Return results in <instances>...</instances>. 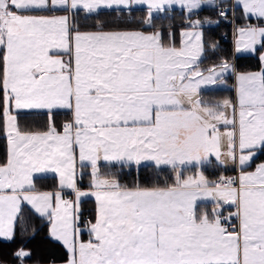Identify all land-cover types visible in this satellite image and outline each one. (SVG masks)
Returning <instances> with one entry per match:
<instances>
[{"label": "snow or ice", "instance_id": "6c2138e0", "mask_svg": "<svg viewBox=\"0 0 264 264\" xmlns=\"http://www.w3.org/2000/svg\"><path fill=\"white\" fill-rule=\"evenodd\" d=\"M179 4L189 14L216 0H0V107L7 140L0 163V240L16 235L22 204L45 218L49 237L67 252L65 264H264V67L238 74L235 101H204L233 66L223 60L205 71L203 23L191 21L181 46L166 45L161 31H81L74 17L103 9L144 5L153 13ZM245 17L264 24V0H235ZM64 12L63 15H53ZM219 15L227 17V11ZM236 52L264 45V26L237 30ZM215 48V45H212ZM264 64V55L260 56ZM45 110L47 131H21V110ZM71 120L58 131L55 110ZM231 161L238 177L209 181L188 165L210 157ZM135 170L122 184L117 172ZM172 169L174 177L146 186L144 167ZM254 166V170L248 168ZM52 172L59 190L36 192L33 173ZM88 180L82 190L78 180ZM70 189L75 200L65 199ZM94 197V220L83 222L81 200ZM214 201L198 212L197 202ZM230 205L228 215L221 211ZM25 231L27 229H24ZM32 253H12L28 264ZM0 264H4L0 258Z\"/></svg>", "mask_w": 264, "mask_h": 264}, {"label": "trees", "instance_id": "16d2710c", "mask_svg": "<svg viewBox=\"0 0 264 264\" xmlns=\"http://www.w3.org/2000/svg\"><path fill=\"white\" fill-rule=\"evenodd\" d=\"M227 0H221L218 4H225ZM218 5V6H219ZM217 7L201 9L191 14H185L176 10L165 11L161 14L156 22V28L162 32L163 41L171 39L175 46L179 43V33L189 27V19L191 21L200 20L203 23L200 29L203 33L205 43L204 57L201 61V68H208L218 65L221 61L227 60L230 64L233 63L237 71H249L258 66V59L255 57H234L231 43H224L225 38H230L232 35L231 26L226 21V18H219L216 14ZM52 13V14H56ZM147 17L145 10H133L128 12H107L102 11L93 13L87 18L85 14L79 13L74 19L80 26L81 31H94L96 25L102 24L105 31H127L132 29H145L143 20ZM235 22H242V14L239 9H235ZM215 45V48L212 47ZM231 82V80H230ZM227 96L231 98L232 94L226 91H218L214 93H202V97ZM18 123L21 131H47L49 116L43 112H19L17 115ZM71 120L69 112H53L52 121L58 131H61L65 122ZM7 140L3 129V114L0 107V163L6 160ZM264 160V156H259L256 163ZM215 169L217 165L213 164ZM205 168V172H208ZM117 172L122 184L131 186L135 180L137 173L135 170L124 169L122 172L116 169H110L106 166L102 167V172ZM141 183L146 186H151L152 183L158 181L163 183L172 182L173 172L169 168L163 170L154 169L151 166L144 167L139 173ZM35 191H55L58 189L57 180L54 176H40L33 180ZM78 185L81 189H88V180H78ZM80 211L82 215H89L90 220H94L95 202L93 199L81 200ZM24 229H27L26 231ZM48 221L38 216L30 207L22 205L20 221L17 224L16 235L13 241L8 242L0 240V258L4 264H16L12 258V253L23 247L25 250L32 253L28 264H61L67 259V252L63 245L52 240L49 235Z\"/></svg>", "mask_w": 264, "mask_h": 264}, {"label": "crops", "instance_id": "0c3cea01", "mask_svg": "<svg viewBox=\"0 0 264 264\" xmlns=\"http://www.w3.org/2000/svg\"><path fill=\"white\" fill-rule=\"evenodd\" d=\"M216 5H219V4H216ZM214 7H218V6H214ZM234 7H235V9L236 8L239 9L240 12H241V9L239 7H236V6H234ZM201 9H205V7L204 8L197 9V10H194V12H197V11H199ZM133 10H145L146 13H147V8L144 5H133L131 9H124V10L103 9V10H100V12H102V11H107V12H113V11L114 12H121V11H124V12H128V11H133ZM171 10H176V11H179V12H184L187 15L189 14L185 10H183L181 8H178V6H176V5H174L171 9H168L167 11H171ZM81 13H83V12H81ZM63 14H65V13L64 12H57L56 14H53V15H63ZM161 14H163V13H158V15L153 18L152 23L150 25L145 24V29H132V30H127V31H142V32H145L146 34H151L154 31H159L156 28V22H157L158 17ZM241 14H242V12H241ZM238 25H240V26H238L237 28H235V32H233L232 41H231L232 48H233V56L234 57H239V56L255 57V58L258 59V56L260 54L261 44H257L256 45V50L255 51H240V52H236V41L239 38L238 37L237 30L239 28L246 27L248 25H252V26H257V25L264 26V25L261 24V22L259 20H258V22L257 21H253V20H248L246 22L244 20V18H243V14H242V22L240 24H238ZM186 30H191V25H189L188 28L180 31V33H179V43H178V46H176V47L179 48L181 46V33L183 31H186ZM196 31L202 32L201 29H200V27L198 29H196ZM163 42L166 45L173 44L172 41H171V39H169V41H163ZM203 57H204V53L200 57V60L198 61V64H199V69L201 71H205L206 72V70H203L201 68V61H202ZM231 65L233 66L234 71H229V72L225 73L222 77H219L218 78V81L219 82H217L215 84H209V85H203V86H201V88H200V98H202L204 101H211V102H222L223 100H226V99L227 100H231V101H235V94H234V89H233V85H234V78H233V76H234V73L235 72L236 73L237 72H241V74H242V73L259 72L260 71V67H259L260 66V63L259 62H258V66L256 68H254L253 70H249V71H237L235 65L233 63H231ZM230 80H231V82H230ZM218 91L230 92L232 94V96H231V98H228L227 96L222 97V96H214V95L213 96L210 95V96L205 97V98H203L201 96L202 93H206V92L214 93V92H218ZM34 112L47 113L45 110H36ZM54 112H68V111L67 110H63V109H58V110H55ZM22 113H28V112H22ZM261 162H264V160H262ZM258 163H260V162H258ZM213 164L217 165V168L216 169H218L219 172L216 175L208 176L204 172V168L207 167V166H209V165L214 166ZM166 168H169V167H166ZM169 169L172 171L171 168H169ZM187 170H188V172H187ZM248 170L249 171L254 170V166L251 167V168H248ZM198 172H203L204 176L209 181H214L215 178H217L218 176H221L223 174L224 175L225 174H236L237 177L240 174L239 168L235 164H233L231 161H227L226 160V162L224 164H220L216 160V158L214 156L213 157H210L209 160L207 162L203 163L202 165H199V166H197V165H188V166H185V168L183 169V175L185 177L186 176H189V175L195 176ZM40 176H54L56 178V180H57V186H58V189L57 190H59V177L55 173H52V172L33 173V180H34L35 177H40ZM173 176H174V173H173ZM57 190H55V191H57ZM82 190H85L86 191L88 189H82ZM55 191H36V192H55ZM62 195L64 196L65 199L72 200V201L75 200V196L71 192L70 189H64L63 192H62ZM83 199H93V201L95 202L94 197H84V198H82V200ZM214 203L215 202L212 201V200H210V199L209 200H201V201H198L197 202V211L198 212L208 211L210 213L212 211L213 207H214ZM23 205H25V204H23ZM27 206L31 208L30 205H27ZM95 210H96V202H95ZM231 210H232V207L230 205H226V204L223 205V207L221 209V211L223 213H226L227 215H228L229 211H231ZM37 215L39 216V214H37ZM88 238H89V236H88L87 230L83 231L82 232V239L85 240V241H87Z\"/></svg>", "mask_w": 264, "mask_h": 264}, {"label": "rangeland", "instance_id": "374dc122", "mask_svg": "<svg viewBox=\"0 0 264 264\" xmlns=\"http://www.w3.org/2000/svg\"><path fill=\"white\" fill-rule=\"evenodd\" d=\"M219 1H221V0H216V4H218V2ZM232 2H233V5L235 6V0H232ZM176 6H178V8H181L180 7V5L179 4H177ZM218 6V5H217ZM212 8V7H214L213 5H209V4H204V5H202V7L201 8ZM181 9H183V8H181ZM241 9V12H242V14H243V10H242V8H240ZM183 10H185V9H183ZM186 11V10H185ZM187 12V11H186ZM158 15V13H153V17H155V16H157ZM243 18H244V20L247 22L248 20H253V21H257L258 22V19L257 18H255V17H250V18H248V17H245L244 16V14H243ZM264 25V24H263ZM238 26H240V25H238V24H235V28H237ZM257 26H259V25H257ZM234 32H235V29H234ZM261 55H264V45H262L261 44V47H260V54H259V56H258V62L260 63V70H261V68L262 67H264V64H262L261 63V61H260V56ZM238 74H241V72H235L234 73V76H233V78H234V85H233V89H234V94H235V100H236V97H237V79H236V77H237V75ZM34 111H36L35 109H33V110H21L20 112H34ZM3 129H4V120H3ZM5 134V133H4ZM205 168H208L209 170H208V172L206 173L205 171V173L208 175V176H213V175H216L219 171H218V169H215L214 167H212V165H209V166H207V167H205ZM205 168H204V170H205ZM187 172H188V170H187ZM38 173H45V172H38ZM229 175H231V174H223V175H221V176H229ZM234 175V174H233ZM219 177L220 176H218L217 178H215V180H217V179H219ZM58 179V178H57ZM214 180V181H215ZM25 205H28L27 203H24ZM23 205V204H22ZM86 229H82V232L83 231H85ZM61 264H65V263H61Z\"/></svg>", "mask_w": 264, "mask_h": 264}, {"label": "built area", "instance_id": "2783aa9c", "mask_svg": "<svg viewBox=\"0 0 264 264\" xmlns=\"http://www.w3.org/2000/svg\"><path fill=\"white\" fill-rule=\"evenodd\" d=\"M221 10H226V11H227L226 21L230 24V26H231V32H232V35H233V32H234V29H235V24H236V22H235V7H234V5H233L232 0H227V2H226L225 4H221V5H219V6L217 7V9H216V14H217V16H218L219 18L224 19L225 17H222V16L219 15V12H220ZM232 35H231L230 38H225V39L223 40V42H224V43H231V41H232ZM61 131H62V129H61ZM225 177H233V178H235V177H237V175H236V174H234V175L231 174V175H229V176H225ZM217 180H218V179H217ZM217 180H215V181H217ZM223 214H224V215H227L226 213H223ZM88 220H90L89 215H82V222H81V227H82V229H84V228H83V222H84V221H88Z\"/></svg>", "mask_w": 264, "mask_h": 264}]
</instances>
